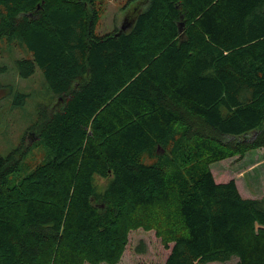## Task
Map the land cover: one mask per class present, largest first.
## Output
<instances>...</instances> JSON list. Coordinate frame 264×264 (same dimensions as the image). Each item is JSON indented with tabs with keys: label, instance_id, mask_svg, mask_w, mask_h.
I'll list each match as a JSON object with an SVG mask.
<instances>
[{
	"label": "trees",
	"instance_id": "16d2710c",
	"mask_svg": "<svg viewBox=\"0 0 264 264\" xmlns=\"http://www.w3.org/2000/svg\"><path fill=\"white\" fill-rule=\"evenodd\" d=\"M141 3L100 33L105 0H0V49L59 101L47 161L11 186L24 154L0 152V264H117L138 228L164 264H264V196L211 168L264 147V0Z\"/></svg>",
	"mask_w": 264,
	"mask_h": 264
},
{
	"label": "rangeland",
	"instance_id": "374dc122",
	"mask_svg": "<svg viewBox=\"0 0 264 264\" xmlns=\"http://www.w3.org/2000/svg\"><path fill=\"white\" fill-rule=\"evenodd\" d=\"M105 1L106 8L98 26L100 33L123 26L128 29L137 7L142 4V0ZM30 56L31 53L26 48H10L4 45L0 49V152L3 156H7L12 150L24 154L20 170L12 172L10 168L8 170L11 186L28 172V167L50 158L48 154L51 153V149L41 140L34 124L46 123L47 111L53 110L59 103L45 81L40 67L36 68L33 75L27 77L20 75L17 60ZM9 84L15 86L14 91L11 90L12 86H8ZM16 91L26 95L24 102L17 106L14 104ZM263 157L264 147L256 148L249 150L241 158L237 155L214 162L211 168L218 182L234 178L244 196L260 195L264 192V186L261 187L259 181V176L263 174L264 183V163L258 164V160ZM251 166H253L252 170L249 168ZM107 181L105 178H98L97 188L105 189ZM168 254L169 250L164 247L155 230L138 228L130 232L127 248L117 264H164Z\"/></svg>",
	"mask_w": 264,
	"mask_h": 264
},
{
	"label": "crops",
	"instance_id": "0c3cea01",
	"mask_svg": "<svg viewBox=\"0 0 264 264\" xmlns=\"http://www.w3.org/2000/svg\"><path fill=\"white\" fill-rule=\"evenodd\" d=\"M260 163H264V157L258 160V164H260ZM249 168H250V170H252L253 166H251ZM262 177H263V174L261 176H259V181H260V186L261 187L264 186V183L262 182ZM246 196L247 197H257V198H261V197L264 196V192L262 194H260V195L256 194V195H253V196L252 195H246Z\"/></svg>",
	"mask_w": 264,
	"mask_h": 264
},
{
	"label": "water",
	"instance_id": "95a60500",
	"mask_svg": "<svg viewBox=\"0 0 264 264\" xmlns=\"http://www.w3.org/2000/svg\"><path fill=\"white\" fill-rule=\"evenodd\" d=\"M184 24H185L184 22H182V23H181V25H180V29H182V28H183V25H184ZM123 28H124V29H126V27H125V26H123Z\"/></svg>",
	"mask_w": 264,
	"mask_h": 264
},
{
	"label": "flooded vegetation",
	"instance_id": "af4514ba",
	"mask_svg": "<svg viewBox=\"0 0 264 264\" xmlns=\"http://www.w3.org/2000/svg\"><path fill=\"white\" fill-rule=\"evenodd\" d=\"M128 20V19H127Z\"/></svg>",
	"mask_w": 264,
	"mask_h": 264
}]
</instances>
